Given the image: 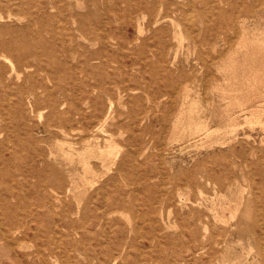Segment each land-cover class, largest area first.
Wrapping results in <instances>:
<instances>
[{
  "label": "rangeland",
  "instance_id": "374dc122",
  "mask_svg": "<svg viewBox=\"0 0 264 264\" xmlns=\"http://www.w3.org/2000/svg\"><path fill=\"white\" fill-rule=\"evenodd\" d=\"M231 263L264 264V0H0V264Z\"/></svg>",
  "mask_w": 264,
  "mask_h": 264
},
{
  "label": "bare ground",
  "instance_id": "6f19581e",
  "mask_svg": "<svg viewBox=\"0 0 264 264\" xmlns=\"http://www.w3.org/2000/svg\"><path fill=\"white\" fill-rule=\"evenodd\" d=\"M33 96V95H32ZM31 96V97H32ZM193 104V103H192ZM182 106V105H181ZM194 108V107H193ZM38 113V112H37ZM37 116V115H36ZM246 118H248V117H246ZM249 120V119H248ZM247 121V120H246ZM248 123H250V122H248ZM105 124V123H104ZM207 124V123H206ZM252 124V123H251ZM257 124H258V122H257ZM195 125V124H194ZM246 125V124H245ZM28 126V125H27ZM26 126V127H27ZM100 127V126H99ZM191 127V126H190ZM199 128V127H198ZM208 128V127H207ZM196 129H197V127H196ZM246 136H248V135H246ZM250 136V135H249ZM99 139V138H98ZM250 139V138H249ZM96 145V144H95ZM120 153V152H119ZM80 156V155H79ZM91 160H92V158H91ZM91 162V161H90ZM102 164H104V162L102 163ZM86 166V165H85ZM96 183V182H95ZM50 193V192H49ZM2 211V210H1ZM191 251H189V253H190ZM193 255V254H192ZM195 256V255H194ZM142 257V256H141ZM232 264V263H231ZM235 264V263H234Z\"/></svg>",
  "mask_w": 264,
  "mask_h": 264
}]
</instances>
